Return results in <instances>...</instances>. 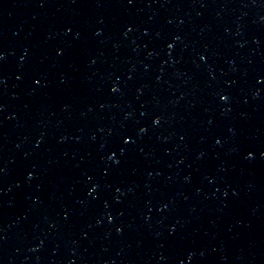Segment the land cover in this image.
<instances>
[{"label": "water", "instance_id": "water-1", "mask_svg": "<svg viewBox=\"0 0 264 264\" xmlns=\"http://www.w3.org/2000/svg\"><path fill=\"white\" fill-rule=\"evenodd\" d=\"M0 53V264H264V0H0Z\"/></svg>", "mask_w": 264, "mask_h": 264}, {"label": "snow or ice", "instance_id": "snow-or-ice-1", "mask_svg": "<svg viewBox=\"0 0 264 264\" xmlns=\"http://www.w3.org/2000/svg\"><path fill=\"white\" fill-rule=\"evenodd\" d=\"M0 55H3L2 53H0ZM249 155H252V153H249Z\"/></svg>", "mask_w": 264, "mask_h": 264}]
</instances>
